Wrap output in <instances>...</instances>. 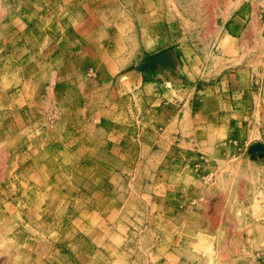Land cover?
<instances>
[{"label": "rangeland", "instance_id": "374dc122", "mask_svg": "<svg viewBox=\"0 0 264 264\" xmlns=\"http://www.w3.org/2000/svg\"><path fill=\"white\" fill-rule=\"evenodd\" d=\"M0 264H264V0H0Z\"/></svg>", "mask_w": 264, "mask_h": 264}, {"label": "crops", "instance_id": "0c3cea01", "mask_svg": "<svg viewBox=\"0 0 264 264\" xmlns=\"http://www.w3.org/2000/svg\"><path fill=\"white\" fill-rule=\"evenodd\" d=\"M173 60H177V59L173 56ZM251 96L254 97V93L250 91V89L248 88V85H246L245 87L242 86L238 88V90H235V91L232 89H227L226 91L222 89H217L213 95V99H214L213 102L219 103V101L221 100V97H226L228 98L226 102L229 106V107L227 106V109L235 111L238 107L244 108L248 106L247 101L249 100ZM207 102L208 101L206 100V103Z\"/></svg>", "mask_w": 264, "mask_h": 264}]
</instances>
